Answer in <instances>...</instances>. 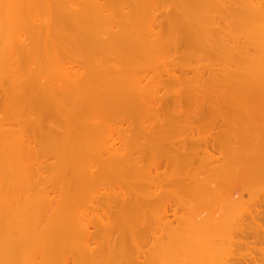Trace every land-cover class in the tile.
I'll return each mask as SVG.
<instances>
[{
    "label": "bare ground",
    "instance_id": "6f19581e",
    "mask_svg": "<svg viewBox=\"0 0 264 264\" xmlns=\"http://www.w3.org/2000/svg\"><path fill=\"white\" fill-rule=\"evenodd\" d=\"M0 264H264V0H0Z\"/></svg>",
    "mask_w": 264,
    "mask_h": 264
}]
</instances>
